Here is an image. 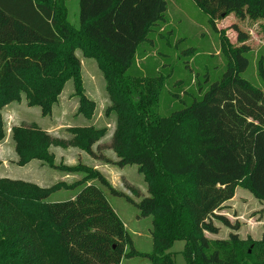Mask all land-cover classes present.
Wrapping results in <instances>:
<instances>
[{"label": "trees", "instance_id": "obj_1", "mask_svg": "<svg viewBox=\"0 0 264 264\" xmlns=\"http://www.w3.org/2000/svg\"><path fill=\"white\" fill-rule=\"evenodd\" d=\"M194 1L214 30L218 20L230 16L264 19V0ZM166 11V0H79L78 29L65 22L53 0H0V142L6 137V105L25 96L28 106L51 115L70 78L79 95L77 112L92 118L96 104L82 89L74 54L75 42H81L105 71L108 110L117 113L110 145L114 163L136 164L148 182V195L134 201L93 166L56 163L54 144L96 157L94 145L105 130L72 126L73 136L64 142L36 124L14 126L18 165L37 159L83 175L49 187L0 178V264H122L134 257L174 264L170 249L176 240L185 242L187 264H264V233L260 241L236 232L213 242L205 235L219 232L216 221L238 230L218 213L238 186L264 201V86L242 77L251 52L248 33L234 22L239 43L225 37L232 54L225 72L201 95H187L188 102L163 115L166 76L142 72L137 65L141 43L166 21ZM63 43L67 64L56 48ZM71 60L75 66L68 70ZM54 67L68 72H53ZM258 70L264 83L261 61ZM61 187L78 191L67 200L48 201ZM105 189L134 203L139 217H153L151 251L134 246Z\"/></svg>", "mask_w": 264, "mask_h": 264}, {"label": "rangeland", "instance_id": "obj_2", "mask_svg": "<svg viewBox=\"0 0 264 264\" xmlns=\"http://www.w3.org/2000/svg\"><path fill=\"white\" fill-rule=\"evenodd\" d=\"M166 1V21L160 23L150 33L148 39L141 43L137 65L142 72H155L167 78L164 94L160 98L161 114H168L176 109L178 103L188 102L190 97H186L187 95H201L208 88L209 82L217 80L225 72L228 61L232 60L229 47L225 45V37L234 45L239 43L237 31L232 27L234 22L241 30L248 33L246 42L251 47L249 65L242 73V77L257 87L264 86L258 70L260 61L264 67V19H238L236 16H230L218 20L217 30H214L209 23L208 14L199 8L194 0ZM53 5L58 12H61L60 14L64 13L65 22L67 19L72 27L79 29V0H53ZM56 48L60 52V60L67 64L66 43L57 45ZM74 54L79 64L77 72H80L82 89L96 104L92 118L87 119L77 112L79 95L73 78L65 81L51 116H43L38 106H28L25 96L21 101H13L6 105L3 108L6 137L0 142V175L33 182L43 187L59 182L66 184L75 182L83 173L72 171L67 173L51 168L37 159L31 160L24 166L18 165L12 128L32 124L41 128L49 127L53 129L51 136L55 140L68 142L73 136L69 127L93 126L98 130L106 131L94 145L97 156L93 157L75 146L54 144L50 147V151L55 155L56 163L75 165L82 162L91 166L102 164L104 170L106 169L107 179L109 178L116 188L125 192L132 200L140 201L143 196L148 195L146 175L138 171L136 164L126 165L121 170L114 163L117 156L110 145L118 117L116 111L108 110L111 100L106 91L105 71L81 42H75ZM71 65H68V70L75 66L72 60ZM68 70L53 68V72H68ZM183 181L181 178L175 179V182L183 183ZM77 191L78 188L61 187L48 197V201L67 200ZM105 193L125 224L134 246L141 251H151L153 217L150 215L139 217V210L134 203L124 197L112 195L106 189ZM218 213L226 216L239 228L234 230L216 221L219 232H205L211 242L228 240L231 232H236L242 239L251 238L253 241L262 239L264 201L255 197L245 185L236 188L234 197L231 201H226ZM184 244V241L176 240L170 249L174 264H187L182 253ZM133 259L134 264H146L141 257ZM122 264L127 262L123 261Z\"/></svg>", "mask_w": 264, "mask_h": 264}, {"label": "crops", "instance_id": "obj_3", "mask_svg": "<svg viewBox=\"0 0 264 264\" xmlns=\"http://www.w3.org/2000/svg\"><path fill=\"white\" fill-rule=\"evenodd\" d=\"M53 113V112H52ZM51 116V115H50ZM44 130H46L50 135H51V130H53V129H50L49 127H46V128H43ZM91 166V165H90ZM93 167H95V168H97V169H99L100 171H102V173L106 176V169L104 170V166H102V164L101 165H99V164H96V165H94ZM120 169L122 170L123 169V167H120ZM113 171V170H112ZM1 177H6V176H3V175H0V178ZM108 180H109V178H108ZM110 182H111V180H109ZM113 185H115L113 182H111ZM116 187V186H115ZM230 201H231V199H230ZM118 214V213H117ZM125 225V224H124ZM135 263V260L134 259H131V260H128L127 261V264H134ZM146 264H148V263H146Z\"/></svg>", "mask_w": 264, "mask_h": 264}]
</instances>
